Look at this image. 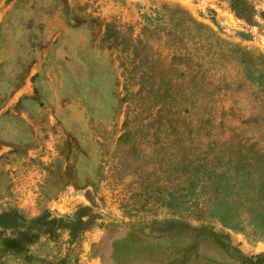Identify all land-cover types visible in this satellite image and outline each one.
<instances>
[{
  "label": "rangeland",
  "instance_id": "374dc122",
  "mask_svg": "<svg viewBox=\"0 0 264 264\" xmlns=\"http://www.w3.org/2000/svg\"><path fill=\"white\" fill-rule=\"evenodd\" d=\"M0 264H264V0H0Z\"/></svg>",
  "mask_w": 264,
  "mask_h": 264
},
{
  "label": "trees",
  "instance_id": "16d2710c",
  "mask_svg": "<svg viewBox=\"0 0 264 264\" xmlns=\"http://www.w3.org/2000/svg\"><path fill=\"white\" fill-rule=\"evenodd\" d=\"M162 10L166 13V17H167V11H168V7H163ZM170 13V12H169ZM174 18H172L173 20ZM167 23V22H166ZM155 25H151V27L149 28V34L147 35V37L143 36L145 38V40H143V38L141 37H137L134 38L132 34H130L129 36H126L122 30H120L118 27H116V25H107L106 29H105V34H104V38L102 40V43L104 44L105 48L107 50H112L113 48H116L118 46V40L116 38H114L111 34H115L117 37L118 36H122V39L124 41V44L122 45L123 50L119 51L120 54L123 55V58H120L121 60H126L129 62H131L132 64H144V63H148V58L146 61H144L143 59L141 60H135L134 56L132 57V55L130 54V50H134L136 48V43H141L142 41H144L145 43V48H146V44H151V42H153L154 44L157 45V47H159L160 49L166 50L170 55H172V58L167 59V57H163L162 55L159 54L158 56V60L160 59V62H162L165 70L167 72H171L173 75H178V73H181L180 75L183 76V70H185L188 66H184L181 67V65L178 63V61L182 60V59H187L189 61V58H192V56L197 55V54H192L189 49L188 46L183 45L181 47L180 43H179V38H178V34H179V30L177 29V27H175V25L173 23H167L166 25H163L165 31L167 30V33L165 32L164 35L158 34L160 33V27H157V23H154ZM192 26L195 27H199L200 29H202V27L200 25H197L196 23H194L193 21H189L187 26L183 25V29H186V31L190 34V28ZM167 27V28H166ZM182 31V30H181ZM202 36L200 35V38H196L194 39L196 42L197 47L202 46L203 44V40H202ZM114 38V39H113ZM113 40V41H112ZM153 47V45H152ZM144 48V49H145ZM158 49V48H156ZM124 63H126L124 61ZM184 68V69H183ZM124 75H122V77L124 78V91L126 92V94H129L130 97H139V95L141 94V92H136L135 94L132 91H128V89L126 88L129 87L131 84L133 85L134 82H138L136 83L137 86L140 87V90H142L143 92V82L144 83H148V79L150 78L149 75L150 73L148 71H146V69H144V71H141L138 74H134L133 69H128V68H124ZM182 81L181 78L178 79H173V81L170 83V85L172 86V89H178L181 88L182 86ZM184 83V81H183ZM166 92V91H165ZM133 101V99H131ZM135 103V101H134ZM138 110V109H137ZM131 126L130 122H126V127L129 128ZM129 133V131H128ZM260 203V202H258ZM253 213H250V215H252ZM262 214L259 213V215H257V217H260Z\"/></svg>",
  "mask_w": 264,
  "mask_h": 264
}]
</instances>
